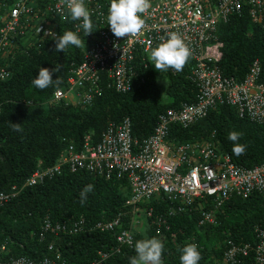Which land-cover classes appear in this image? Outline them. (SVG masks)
<instances>
[{
  "label": "trees",
  "instance_id": "trees-1",
  "mask_svg": "<svg viewBox=\"0 0 264 264\" xmlns=\"http://www.w3.org/2000/svg\"><path fill=\"white\" fill-rule=\"evenodd\" d=\"M105 4L109 7L110 0ZM92 23L94 32L88 37L70 21L59 24L58 36L68 30L77 32L83 42L80 48L70 46L56 52L55 39L39 41L38 37L17 33L15 44L0 57V66L9 73L7 79L0 78V196H9L0 202V246H7L6 253L0 251V263L18 257L31 261L53 257L54 252L48 248L54 244L62 255L58 264H93L101 260V253L110 255L104 260L106 264H129V257L136 255V241L156 237L164 244L162 264H181V250L188 243L198 246L199 264H214L221 258L227 239L238 244L256 243L255 227L264 229V197L258 193L225 203L217 225L199 226L197 212L173 215L168 220L171 230L164 229L160 236L152 223L155 218L148 219L145 226L132 224L134 214L126 205L131 195L127 177L107 178L65 169L36 186H25L39 166H53L70 145L80 148L87 134L93 133L98 139L111 123L130 118L134 137L142 141L154 133L160 115L197 99L192 59L181 72L169 68L161 73L149 62L150 54H139L132 65L135 75L130 92L108 87L105 77L102 93L91 105L56 103L55 91L67 85L72 70L82 61L87 39L99 31V20L93 17ZM218 35L224 43L220 67L225 76L243 79L251 64L259 60L264 79V29L248 12L221 24ZM56 64L60 71L54 73L52 85L41 90L31 83L40 67L51 70ZM162 77L167 78L166 87L161 84ZM233 130L242 133L238 143L247 146L239 157L233 154V142L227 139ZM167 139L173 145L209 140L247 168L264 162V122L252 121L229 104L217 106L188 127L172 124ZM87 185L93 188L81 204L80 193ZM152 205L155 215L168 217V201H153ZM119 216L123 228L134 232L132 247L119 245V228L113 232L95 228L99 222ZM80 219L85 222L84 231L77 234L54 237L43 231L46 220L71 225Z\"/></svg>",
  "mask_w": 264,
  "mask_h": 264
},
{
  "label": "built area",
  "instance_id": "built-area-1",
  "mask_svg": "<svg viewBox=\"0 0 264 264\" xmlns=\"http://www.w3.org/2000/svg\"><path fill=\"white\" fill-rule=\"evenodd\" d=\"M108 0H85L86 6L101 26L96 36L89 37L80 64L73 70L67 85L55 91L54 101L73 105H91L102 93L104 78L108 87L128 93L135 75L133 63L139 54H150L170 33L179 34L190 49L195 64L192 79L198 87L194 103H183L160 115L154 133L142 141L134 137L132 122L125 118L111 123L96 139L85 136L80 148L70 145L48 168H39L25 186H36L64 172L81 170L119 179L127 177L131 195L126 205L132 208L134 226H145L151 218L157 233L171 230L169 217L197 212L199 226L217 225L220 208L234 197L246 198L254 193L264 197V162L252 168L238 165L232 156L209 140L173 145L168 138L169 127H188L219 105L229 104L252 121L264 122L263 67L255 60L243 79L227 77L221 70L224 43L218 30L234 15L248 12L254 23L264 29V0H149L142 14L143 25L135 35L116 38L107 26ZM70 21L82 32L80 21H72L65 0H2L0 3V57L15 44V35L55 39L60 23ZM28 27V28H27ZM9 73L0 66V78ZM9 196L1 195L0 202ZM153 201H168L166 214L155 215ZM84 220L71 225L46 220L43 231L50 236L77 234L84 231ZM122 216L99 222L96 229L119 231L120 246L132 247L133 230L123 228ZM256 243H236L227 239L226 248L214 264H264V229L255 227ZM49 246L55 256L40 261L18 257L3 264H58L61 251ZM6 253V244L0 246ZM104 262L110 255L101 253ZM2 264V263H0Z\"/></svg>",
  "mask_w": 264,
  "mask_h": 264
},
{
  "label": "clouds",
  "instance_id": "clouds-1",
  "mask_svg": "<svg viewBox=\"0 0 264 264\" xmlns=\"http://www.w3.org/2000/svg\"><path fill=\"white\" fill-rule=\"evenodd\" d=\"M70 19L80 21V27L87 37L94 32L91 20V12L85 4V0H65ZM149 7V0H110L107 14V26L114 37L125 38L140 32L143 25L142 14ZM56 52H64L70 46L80 48L83 46L82 39L77 32L68 30L60 36H55ZM190 49L177 33H170L162 38L161 43L152 49L149 62L161 73L169 68L175 72H181L190 58ZM60 71V65L56 64L51 70L40 67L36 78L31 83L38 89H46L53 83L54 73ZM19 131V129H15ZM242 133L231 131L227 139L233 142L232 152L239 157L246 151V145L238 143ZM93 186L87 185L80 193V202L87 201V194L92 191ZM136 255L129 257V264H162L164 244L156 237L137 240L135 245ZM181 264H199L201 252L194 243L186 244L179 257Z\"/></svg>",
  "mask_w": 264,
  "mask_h": 264
},
{
  "label": "rangeland",
  "instance_id": "rangeland-1",
  "mask_svg": "<svg viewBox=\"0 0 264 264\" xmlns=\"http://www.w3.org/2000/svg\"><path fill=\"white\" fill-rule=\"evenodd\" d=\"M167 78H165V77H162L161 78V84H162V86H164V87H166L167 85H168V81L166 80Z\"/></svg>",
  "mask_w": 264,
  "mask_h": 264
}]
</instances>
